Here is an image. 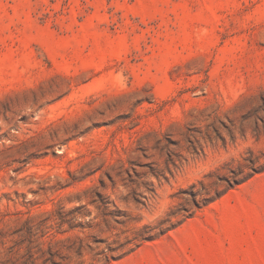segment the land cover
<instances>
[{
    "label": "rangeland",
    "instance_id": "rangeland-1",
    "mask_svg": "<svg viewBox=\"0 0 264 264\" xmlns=\"http://www.w3.org/2000/svg\"><path fill=\"white\" fill-rule=\"evenodd\" d=\"M249 152L264 0H0V264L88 263L75 235L131 236ZM79 205L94 227L65 231ZM110 264H264V171Z\"/></svg>",
    "mask_w": 264,
    "mask_h": 264
},
{
    "label": "trees",
    "instance_id": "trees-1",
    "mask_svg": "<svg viewBox=\"0 0 264 264\" xmlns=\"http://www.w3.org/2000/svg\"><path fill=\"white\" fill-rule=\"evenodd\" d=\"M244 161H246L244 165L239 166L237 169H230V177L218 178L220 181L224 180L225 184L221 185L217 184V182L210 189L203 188L202 192H200V190H194V185H192V189L190 190L191 206L187 208L179 207L176 210H170V212L166 214V217L162 218L156 224H143L140 228L136 229L131 236L126 235L122 239H114L111 242H108L107 239L101 240L96 238L93 240L95 243H105V246L101 249L99 248V244L93 248L91 247V242L89 240L84 243L83 238L75 235V238L78 239L77 244H75L76 240H73V244H70L69 248L75 249L74 251L78 257H82L84 255V251L86 250L87 252H91L94 249H97L96 252L92 254L88 263L85 262V259L80 258L78 260V264H110L115 260H119L133 252L142 243L159 238L160 236L166 234L169 230L176 228L182 222L190 218L196 211L208 203L217 200L227 190L233 188L235 185L241 184L253 175L264 171V157L261 158L260 156H255L249 152L248 158H244ZM102 205V218L104 222H106V217H110L117 224L125 225L126 219L119 218L120 216L126 217L127 214L125 212L118 210L116 207H114V209L108 210L106 208L107 203H103ZM82 208L83 205H79L64 215L58 214L59 224H67L68 226L65 231H73L76 229H79V231H84L87 228L89 229L94 227L92 224H88V222H75V217L77 215H79L81 218L85 215L84 212L78 211ZM72 236L74 237V235ZM64 240L69 241L71 240V237L68 236ZM54 255V252H49V256L46 260H48L50 264H58V262H56L53 258Z\"/></svg>",
    "mask_w": 264,
    "mask_h": 264
}]
</instances>
